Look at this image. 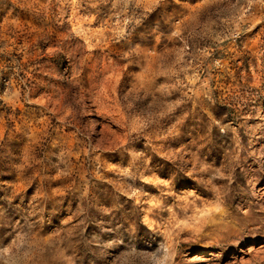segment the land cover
Here are the masks:
<instances>
[{
	"label": "rangeland",
	"instance_id": "rangeland-1",
	"mask_svg": "<svg viewBox=\"0 0 264 264\" xmlns=\"http://www.w3.org/2000/svg\"><path fill=\"white\" fill-rule=\"evenodd\" d=\"M0 264H264V0H0Z\"/></svg>",
	"mask_w": 264,
	"mask_h": 264
}]
</instances>
